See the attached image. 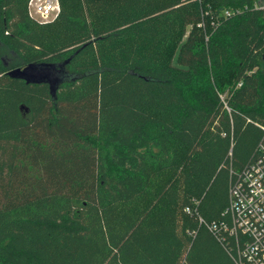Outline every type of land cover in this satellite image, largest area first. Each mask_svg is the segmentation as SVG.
Returning a JSON list of instances; mask_svg holds the SVG:
<instances>
[{
    "label": "trees",
    "instance_id": "obj_1",
    "mask_svg": "<svg viewBox=\"0 0 264 264\" xmlns=\"http://www.w3.org/2000/svg\"><path fill=\"white\" fill-rule=\"evenodd\" d=\"M27 3L0 0V264H237L211 226L264 144V8ZM41 63L68 76L10 74Z\"/></svg>",
    "mask_w": 264,
    "mask_h": 264
},
{
    "label": "built area",
    "instance_id": "obj_2",
    "mask_svg": "<svg viewBox=\"0 0 264 264\" xmlns=\"http://www.w3.org/2000/svg\"><path fill=\"white\" fill-rule=\"evenodd\" d=\"M203 3L202 15L216 14L221 18H230L242 14L250 7L264 8V0H253L249 4L221 7L206 3L207 0H194ZM61 11L60 0H28V15L39 21L48 22L55 19ZM212 24H219V19ZM204 26V22L200 23ZM260 155L240 175L230 189V205L228 211L231 223H222L220 227L211 229L220 237L228 235L239 238L237 264H264V144H260Z\"/></svg>",
    "mask_w": 264,
    "mask_h": 264
},
{
    "label": "water",
    "instance_id": "obj_3",
    "mask_svg": "<svg viewBox=\"0 0 264 264\" xmlns=\"http://www.w3.org/2000/svg\"><path fill=\"white\" fill-rule=\"evenodd\" d=\"M62 66V64H29L24 68H15L10 71V74L23 77L28 81H48L51 83L53 89L63 80H65V74H58L52 76L50 71ZM60 73V72H59Z\"/></svg>",
    "mask_w": 264,
    "mask_h": 264
},
{
    "label": "rangeland",
    "instance_id": "obj_4",
    "mask_svg": "<svg viewBox=\"0 0 264 264\" xmlns=\"http://www.w3.org/2000/svg\"><path fill=\"white\" fill-rule=\"evenodd\" d=\"M60 72V73H59ZM51 75L52 76H56L58 74H65V78L68 76L66 73H65V70L63 69V67H57L56 69H53L50 71Z\"/></svg>",
    "mask_w": 264,
    "mask_h": 264
}]
</instances>
